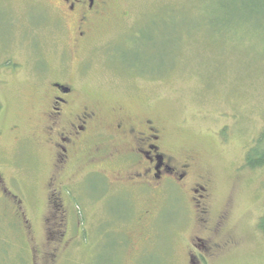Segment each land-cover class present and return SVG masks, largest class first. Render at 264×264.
I'll return each mask as SVG.
<instances>
[{
    "label": "rangeland",
    "instance_id": "1",
    "mask_svg": "<svg viewBox=\"0 0 264 264\" xmlns=\"http://www.w3.org/2000/svg\"><path fill=\"white\" fill-rule=\"evenodd\" d=\"M103 1L84 23L63 0H0V264H264V167H245L264 131V9ZM57 84L77 91L63 128L92 114L62 163ZM150 128L181 185L130 181Z\"/></svg>",
    "mask_w": 264,
    "mask_h": 264
},
{
    "label": "flooded vegetation",
    "instance_id": "2",
    "mask_svg": "<svg viewBox=\"0 0 264 264\" xmlns=\"http://www.w3.org/2000/svg\"><path fill=\"white\" fill-rule=\"evenodd\" d=\"M65 3L66 10L70 15L79 14L80 22L88 21L90 17L102 16L106 11L101 7L103 0H63ZM87 30V29H86ZM86 30L81 31L79 34L80 38H84ZM85 31V32H84ZM55 94H53L49 100L51 101L50 108L46 110V117L50 120L51 124L48 127L53 133L56 131V148L58 153V161L60 163L67 160L70 155V151L77 146V141L91 134L90 124L92 119V114L87 109H83V113L76 118V122L66 124L63 128V121L70 117L73 113L74 101L77 96V91L74 88L56 85ZM61 127V128H60ZM151 129V128H150ZM154 129H151L150 133L143 135L139 139V153L135 154L134 158L140 166H142V171L136 176L131 177L133 183L138 182L141 184L150 183L151 185H158L157 183H172L178 186V182L184 183L186 180V173L184 171H179L170 166V164L164 161L163 156L158 150V146L155 141L157 139ZM136 151V152H138ZM181 185V184H180ZM199 192L202 195L199 196L200 200L204 201L206 193L204 189L201 188ZM191 193L199 195L197 190H191ZM202 248L204 251L200 253L201 258L204 259V254H211V248L203 244Z\"/></svg>",
    "mask_w": 264,
    "mask_h": 264
},
{
    "label": "trees",
    "instance_id": "3",
    "mask_svg": "<svg viewBox=\"0 0 264 264\" xmlns=\"http://www.w3.org/2000/svg\"><path fill=\"white\" fill-rule=\"evenodd\" d=\"M217 4L226 9L237 11L238 9L252 10L262 7L264 9V0H221ZM240 4V8L238 7ZM144 37V36H143ZM144 38H141L142 40ZM144 41H152V38L144 39ZM1 110V104H0ZM245 167L255 170L256 168L264 167V131L260 134V137L255 142L253 148H251L245 155ZM258 228L262 234H264V215L259 220Z\"/></svg>",
    "mask_w": 264,
    "mask_h": 264
}]
</instances>
